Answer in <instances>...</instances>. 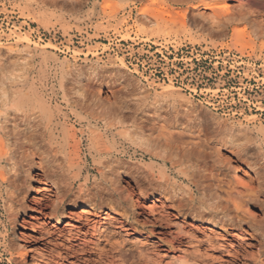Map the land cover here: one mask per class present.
Here are the masks:
<instances>
[{"label":"rangeland","instance_id":"1","mask_svg":"<svg viewBox=\"0 0 264 264\" xmlns=\"http://www.w3.org/2000/svg\"><path fill=\"white\" fill-rule=\"evenodd\" d=\"M77 2L0 0V152L29 173L14 225L0 164V264H264V0Z\"/></svg>","mask_w":264,"mask_h":264},{"label":"bare ground","instance_id":"2","mask_svg":"<svg viewBox=\"0 0 264 264\" xmlns=\"http://www.w3.org/2000/svg\"><path fill=\"white\" fill-rule=\"evenodd\" d=\"M80 2H77V0H68V4L71 6L72 9L74 8H78V6L80 5L79 4ZM66 5V3H65ZM76 8V9H77ZM204 8L205 9H209V10H213V11H217L216 15L220 18V21L219 24L217 25V27L215 29H211L210 32H213L215 34H224L225 31L227 30V28L232 25L233 23H235L236 21V17H234V15H231L230 14V9L228 6L226 5H221L217 2H213V3H210V4H204ZM187 14V13H186ZM240 14V13H239ZM242 14V13H241ZM237 16V15H236ZM242 18V15L240 16ZM44 19V18H43ZM217 19V18H216ZM190 21H192L193 19L190 17L189 18ZM40 22V21H39ZM214 24V23H213ZM252 35L257 37V36H262L264 35V29L261 27L259 28V30H254L252 32ZM162 99H170L172 98L171 97V93H170V90L169 88H165L161 94L158 96ZM172 100V99H171ZM200 112V111H199ZM198 116L201 117V119L205 122V123H208L209 122V118L207 117V115L203 112H201ZM12 117V116H11ZM15 118V117H14ZM1 120V119H0ZM3 121L0 122V129L1 130H6V124H7V116H4V118L2 119ZM11 122V121H10ZM216 126V129H219L218 126L215 124ZM18 128V127H17ZM15 131V130H14ZM223 134L231 141H234V137H237V138H240V136L238 135H235L234 136V132L232 131V129H223ZM5 133V131H4ZM3 133V134H4ZM13 134V133H12ZM5 135V134H4ZM10 135V134H9ZM16 135L13 134V137H15ZM7 137V135H6ZM24 140V139H23ZM18 141V140H17ZM228 143H230L228 141ZM15 144L12 142L10 144V149L11 151H9V154H8V159H7V151L5 152H0V164H2L3 162H11L9 164V166L5 168V171L4 173L1 174L2 178H3V185H5V192H6V197L8 195V202H9V206L8 207V210L10 213V222L14 223V225H16V219L18 217V214L22 211V208H23V204L20 202L21 200L19 199L20 197V194L21 192L25 189V187L27 185H29L27 183V181H22L21 179L22 178H26V175L29 174L27 170H25L26 168L22 167V166H17L14 162V159H15V155H16V150L14 151L15 149ZM248 152V151H247ZM173 153V152H172ZM246 155V153H244ZM162 155V154H161ZM177 155V154H176ZM205 155V154H204ZM248 155V154H247ZM253 155V154H252ZM251 155V156H252ZM250 156V157H251ZM182 157V156H181ZM49 158V157H48ZM187 159L189 160H192L195 159V157L188 153L186 154V157ZM217 158V157H216ZM52 159V158H51ZM22 160V158H21ZM167 160V159H166ZM183 160V159H182ZM26 163V162H25ZM54 163H56V160L54 161ZM109 163V162H108ZM171 163V162H170ZM197 163V162H196ZM195 163V164H196ZM8 164V163H7ZM3 166V165H2ZM27 166V165H26ZM193 166V165H192ZM57 168V166H55ZM199 167V166H198ZM28 168V167H27ZM30 168V167H29ZM49 169H53L51 168L50 166L48 167ZM59 170V169H58ZM106 170V168H105ZM51 171V170H50ZM113 171V170H112ZM114 171H117V170H114ZM103 172V171H102ZM186 172V171H185ZM56 173V171H55ZM115 173V172H114ZM53 174V173H52ZM55 176V175H54ZM57 176V174H56ZM106 178V177H105ZM198 178V177H197ZM201 178V177H200ZM264 178V177H263ZM202 179V178H201ZM28 180V179H27ZM200 180V179H199ZM63 181V179H62ZM104 181V180H103ZM101 182V181H100ZM204 182V181H203ZM108 183V182H107ZM117 184V180L115 182ZM111 184V183H110ZM67 185V184H66ZM89 187V186H88ZM61 188V187H60ZM27 189V188H26ZM64 189V188H63ZM68 189V188H67ZM72 189V188H71ZM62 190V189H61ZM86 190V189H85ZM25 191V190H24ZM61 192V191H60ZM245 192V191H244ZM243 192V193H244ZM84 194L81 195V197L79 196L78 199H76L77 202L81 201V206L80 207H84L86 205H89L90 203L92 202H96L98 203L100 206L106 202V199H104V196H105V193H104V190L103 188H98L96 189L94 192L88 190V191H85L83 192ZM112 193L113 195L116 194V190L115 188L112 190ZM72 195V194H71ZM250 195V194H249ZM23 196V195H22ZM246 196V195H245ZM251 196V195H250ZM107 197V196H106ZM243 197V195H242ZM251 198V197H250ZM50 199V198H49ZM118 200V199H117ZM76 201H72V203L75 205V207H79L77 206ZM120 201V200H119ZM109 202V201H108ZM45 203V202H44ZM117 204V203H116ZM79 205V204H78ZM245 205V204H244ZM44 206V205H43ZM239 206H237V208L239 209ZM6 207V209H7ZM236 207V206H235ZM236 208V209H237ZM89 212V211H88ZM9 216V215H8ZM90 222H88L87 220V224H89ZM256 230V229H255ZM253 230V231H255ZM16 231L14 229L13 231V236L16 237ZM256 234V233H255ZM78 235V234H77ZM260 236V235H258ZM262 238H264V234L261 235ZM81 236H78L76 240H80ZM108 241V240H107ZM264 242V241H263ZM106 243V242H105ZM115 244V243H114ZM113 244V245H114ZM264 244V243H263ZM19 244L13 240L12 242V249L13 250H18L19 249ZM66 245V244H65ZM112 245V244H111ZM112 245V246H113ZM117 245V244H116ZM96 244H95V247L91 248L90 246H88V244L82 240L81 243H79L77 246H74V245H71L67 248V251H66V255L65 257L68 258V256L72 255L74 259L76 260H79V261H83L85 264H117L116 260L115 259V256L117 254H120V257L121 256V251L120 249H118L117 247L115 248H111L110 250L108 249V251L106 250L105 252L103 251H100L101 249L98 250V248L96 249ZM110 246V244H109ZM98 247V246H97ZM66 248V247H65ZM20 252V251H19ZM21 253V252H20ZM124 253V252H123ZM22 256V255H21ZM26 255H24V258H23V264H28L27 261H26ZM139 256V255H138ZM125 257V256H124ZM136 257V256H134ZM21 258V259H22ZM138 258V257H137ZM120 259V258H119ZM121 260V259H120ZM120 263V262H119ZM124 263V262H123ZM149 263V262H147ZM154 264V263H153Z\"/></svg>","mask_w":264,"mask_h":264}]
</instances>
